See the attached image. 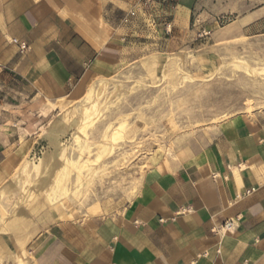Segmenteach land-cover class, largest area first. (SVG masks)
<instances>
[{
    "label": "crops",
    "instance_id": "0c3cea01",
    "mask_svg": "<svg viewBox=\"0 0 264 264\" xmlns=\"http://www.w3.org/2000/svg\"><path fill=\"white\" fill-rule=\"evenodd\" d=\"M223 20L262 31L264 0H0V189L91 80L138 45L177 52L193 22ZM33 242L35 264H264V115L155 156L125 209L49 224Z\"/></svg>",
    "mask_w": 264,
    "mask_h": 264
},
{
    "label": "rangeland",
    "instance_id": "374dc122",
    "mask_svg": "<svg viewBox=\"0 0 264 264\" xmlns=\"http://www.w3.org/2000/svg\"><path fill=\"white\" fill-rule=\"evenodd\" d=\"M193 24L192 47L163 53L152 44L138 45L113 78L91 80L81 101L60 106L41 125L39 147L0 189V264H35V234L49 224L125 209L155 156L173 152L187 139L209 137L211 129L233 117L264 115V30H241L228 20ZM103 85L99 113L90 119L94 95ZM56 121L69 128L60 141L64 156L75 164L68 171L73 201L65 209L60 199L47 202ZM116 131L123 139L113 142ZM106 141L112 153L97 161L98 146ZM90 176L83 193L73 195Z\"/></svg>",
    "mask_w": 264,
    "mask_h": 264
},
{
    "label": "bare ground",
    "instance_id": "6f19581e",
    "mask_svg": "<svg viewBox=\"0 0 264 264\" xmlns=\"http://www.w3.org/2000/svg\"><path fill=\"white\" fill-rule=\"evenodd\" d=\"M104 89H105V86L103 85L100 88V90L97 91L96 94L94 95V97H95L94 98V104L92 106V110L88 113V115H89L88 118L91 119V117L96 112L99 113L98 101L100 100V98H101L100 95L104 91ZM90 119L87 120L85 124H87L88 121H90ZM90 123H91V121H90ZM125 125H126L125 123H122L120 125V128L122 129L123 127H125ZM53 128H54V130L59 129V133H58V135H54V137H50V143L56 149V153L51 157L50 165L47 168L48 171L53 174L51 176V177H53V179H52L53 183L51 184L50 188L47 189V192H48L47 193V202L49 204H54L55 202H57L60 199L62 208L65 209V208H68L70 206V202L73 201L72 200L73 197H71V190L68 187V181H69L68 171L75 164H74V162L66 159V157L64 156L65 148L63 147V143L60 141V139H62L63 137L65 138L66 133H68V131H69L68 126L66 124H64L63 121H56L53 124ZM121 139H123V136L119 131H116L115 133H113V135H112L113 142H118ZM98 148H99L98 149V159H96L97 161L99 159L101 160V158L103 159V157L106 154L112 153V146L109 144V141H106L105 143L100 144L98 146ZM74 168H75V166L72 168V170ZM79 171H81V169H79ZM81 172H83V170ZM92 180H93L92 176H90L88 179H86V182L82 183L81 188L77 187L73 191V195L82 194L85 186H89V184ZM77 181L82 182V177H81L80 173L77 176ZM43 182H45V181H43ZM42 189H43V187H42ZM40 195H41V193H40ZM52 209H54V208H52Z\"/></svg>",
    "mask_w": 264,
    "mask_h": 264
},
{
    "label": "built area",
    "instance_id": "2783aa9c",
    "mask_svg": "<svg viewBox=\"0 0 264 264\" xmlns=\"http://www.w3.org/2000/svg\"><path fill=\"white\" fill-rule=\"evenodd\" d=\"M144 2L146 5H148L151 3V0H144ZM1 101H2V98H1V90H0V103ZM234 226H235V222L231 220L223 224L222 230H224L225 232H231Z\"/></svg>",
    "mask_w": 264,
    "mask_h": 264
}]
</instances>
